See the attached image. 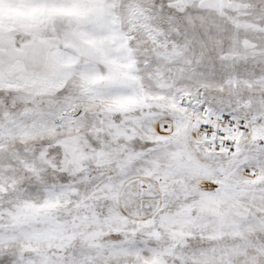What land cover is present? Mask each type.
<instances>
[{
	"label": "snow or ice",
	"instance_id": "6c2138e0",
	"mask_svg": "<svg viewBox=\"0 0 264 264\" xmlns=\"http://www.w3.org/2000/svg\"><path fill=\"white\" fill-rule=\"evenodd\" d=\"M0 264H264V0H0Z\"/></svg>",
	"mask_w": 264,
	"mask_h": 264
}]
</instances>
